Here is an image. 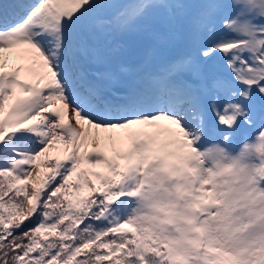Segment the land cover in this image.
<instances>
[{"label":"snow or ice","instance_id":"snow-or-ice-1","mask_svg":"<svg viewBox=\"0 0 264 264\" xmlns=\"http://www.w3.org/2000/svg\"><path fill=\"white\" fill-rule=\"evenodd\" d=\"M0 264H264V0H0Z\"/></svg>","mask_w":264,"mask_h":264},{"label":"rangeland","instance_id":"rangeland-1","mask_svg":"<svg viewBox=\"0 0 264 264\" xmlns=\"http://www.w3.org/2000/svg\"><path fill=\"white\" fill-rule=\"evenodd\" d=\"M223 2L228 3L229 5H231L233 3V0H223ZM237 11L239 10V8L236 9ZM126 41H129L130 46L125 44ZM125 42L123 43L126 47H130L134 50L135 55L132 57H127V59H129V62L135 66V64H137L140 60V58L143 57L144 54V48H145V42L141 41L139 38L137 37H126L125 38ZM144 42V43H143ZM182 51L181 48H177V47H173L171 49V54L175 55V54H179ZM245 137L244 138H234V143H242L244 142ZM242 144L239 147H235L234 144V151H238L240 147H242Z\"/></svg>","mask_w":264,"mask_h":264},{"label":"trees","instance_id":"trees-1","mask_svg":"<svg viewBox=\"0 0 264 264\" xmlns=\"http://www.w3.org/2000/svg\"><path fill=\"white\" fill-rule=\"evenodd\" d=\"M185 2H188V3H197V0H185Z\"/></svg>","mask_w":264,"mask_h":264}]
</instances>
